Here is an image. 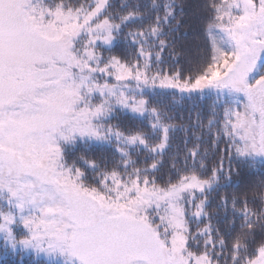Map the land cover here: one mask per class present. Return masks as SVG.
Masks as SVG:
<instances>
[{
	"label": "snow or ice",
	"instance_id": "6c2138e0",
	"mask_svg": "<svg viewBox=\"0 0 264 264\" xmlns=\"http://www.w3.org/2000/svg\"><path fill=\"white\" fill-rule=\"evenodd\" d=\"M187 7L0 0L4 264H264V0Z\"/></svg>",
	"mask_w": 264,
	"mask_h": 264
},
{
	"label": "trees",
	"instance_id": "16d2710c",
	"mask_svg": "<svg viewBox=\"0 0 264 264\" xmlns=\"http://www.w3.org/2000/svg\"><path fill=\"white\" fill-rule=\"evenodd\" d=\"M186 3L189 5V7L186 8V12L191 14L195 9V5L197 3V0H186ZM193 55H195V53H193ZM0 264H4V262L0 261ZM9 264H11V262H9ZM25 264H27V261L25 262Z\"/></svg>",
	"mask_w": 264,
	"mask_h": 264
}]
</instances>
